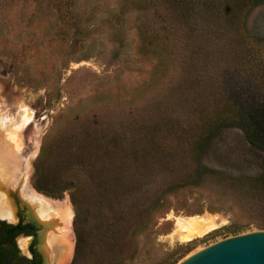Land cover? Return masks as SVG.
<instances>
[{
  "label": "rangeland",
  "instance_id": "obj_1",
  "mask_svg": "<svg viewBox=\"0 0 264 264\" xmlns=\"http://www.w3.org/2000/svg\"><path fill=\"white\" fill-rule=\"evenodd\" d=\"M182 1L0 0L1 152L21 105L29 117L16 157L29 156L25 171L0 189L23 222L41 216L26 179L55 207L35 223L40 264H176L264 230V181L252 180L264 177V151L225 123L230 94L264 104V0L233 24L188 22ZM200 214L222 222L171 237L177 216Z\"/></svg>",
  "mask_w": 264,
  "mask_h": 264
},
{
  "label": "bare ground",
  "instance_id": "obj_2",
  "mask_svg": "<svg viewBox=\"0 0 264 264\" xmlns=\"http://www.w3.org/2000/svg\"><path fill=\"white\" fill-rule=\"evenodd\" d=\"M20 110H21L20 124L17 126H12L15 134V139L12 136V139H14L12 149L7 151L6 153L0 151V184L1 185H6L9 182L14 183L20 180L22 172L29 161L28 155L23 159V161H19L16 159V157L19 158L20 156L19 154L20 137H18V131L23 124L29 121V117L28 115H26V112L28 111L27 108L21 105ZM8 122L13 123V121L11 120H8ZM13 129H12V134H13ZM37 130H39L38 125H36L35 128L33 129V134H32L33 147L36 144ZM26 180L25 183L23 184V188L21 189V192L24 195V197L27 198L28 201H30V203L34 204L36 208H38L39 213L40 212L44 213L45 210L52 209L53 206L50 205L49 198L43 196L42 194L32 189ZM6 197H7L6 191L0 189V218L6 219L7 221H15L16 218L14 215V209L12 203ZM67 206L69 205L67 204ZM221 222H222V218L212 214H200V215L188 216V217L177 216L175 218L174 228L171 231L170 235L174 239L176 238L182 241H188L196 236H201L206 232L214 229L215 227L220 225ZM27 241L28 239L26 238H18L19 246L22 249L25 248ZM67 247L68 246H65V248Z\"/></svg>",
  "mask_w": 264,
  "mask_h": 264
},
{
  "label": "trees",
  "instance_id": "obj_3",
  "mask_svg": "<svg viewBox=\"0 0 264 264\" xmlns=\"http://www.w3.org/2000/svg\"><path fill=\"white\" fill-rule=\"evenodd\" d=\"M153 1L156 0H151L152 4ZM256 3H258L257 0H183L180 4L182 10L188 13V19H189L188 22L197 21L198 19L215 22L216 20L218 19L220 20L222 18L225 23L230 24L231 22V24H233L242 15V12L246 9L248 4L250 6H254L256 5ZM184 4L186 7L184 6ZM120 6L121 7L119 8V12L117 14L118 18L122 17V12L124 10L125 5L120 3ZM118 28H120V26H118ZM194 28L196 29V31L198 30L196 27ZM234 34L238 35L236 31L234 32ZM147 49L148 48L144 46L140 50V54L147 53ZM228 99H229L228 104L229 107L231 108V110L229 111L232 114L231 117L233 118L231 120H226L229 122H225V123L231 124L239 128L243 132L246 140L251 145H253L257 149L264 151V104L256 105V103H248V102L241 103L238 102V100L236 101L235 100L236 97H233L232 94L229 95ZM223 121L224 120H222V122ZM206 125L208 129L211 124L207 123ZM261 178L264 177L256 176L252 180H254V182L264 181V179ZM37 187L40 190H43V188L39 186ZM20 229L22 228L20 227ZM231 231H235V229ZM77 256H78V251H75V256L73 259L74 262L76 261ZM175 260L176 259H174L171 264H173Z\"/></svg>",
  "mask_w": 264,
  "mask_h": 264
},
{
  "label": "water",
  "instance_id": "obj_4",
  "mask_svg": "<svg viewBox=\"0 0 264 264\" xmlns=\"http://www.w3.org/2000/svg\"><path fill=\"white\" fill-rule=\"evenodd\" d=\"M176 264H264V230L243 232L202 246Z\"/></svg>",
  "mask_w": 264,
  "mask_h": 264
},
{
  "label": "flooded vegetation",
  "instance_id": "obj_5",
  "mask_svg": "<svg viewBox=\"0 0 264 264\" xmlns=\"http://www.w3.org/2000/svg\"><path fill=\"white\" fill-rule=\"evenodd\" d=\"M54 208L45 210L44 213L40 212L41 216L34 217V223H40L41 226V221L49 222L50 215L53 213L55 214V211L53 210ZM31 214L33 215V212ZM14 215L15 218H17L16 223H13L12 221L7 222L6 219L0 218V264H40L42 262V257L34 246L38 239L35 224L29 221L23 222L21 212L18 208L14 212ZM50 225L53 226L55 224L54 222H51ZM20 227L22 229H20ZM50 233L51 232L48 231V235L46 234L44 239L46 247L50 250L52 256L55 253L53 251L55 250L56 244H53L54 247H52V236H50ZM21 235L22 237H30V240L26 243L24 249L16 243V237Z\"/></svg>",
  "mask_w": 264,
  "mask_h": 264
}]
</instances>
